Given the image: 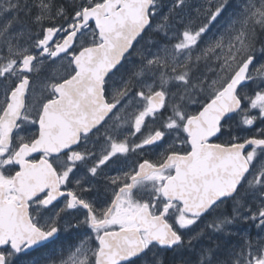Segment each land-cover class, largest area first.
<instances>
[{"label":"snow or ice","instance_id":"6c2138e0","mask_svg":"<svg viewBox=\"0 0 264 264\" xmlns=\"http://www.w3.org/2000/svg\"><path fill=\"white\" fill-rule=\"evenodd\" d=\"M0 264H264V0H0Z\"/></svg>","mask_w":264,"mask_h":264},{"label":"rangeland","instance_id":"374dc122","mask_svg":"<svg viewBox=\"0 0 264 264\" xmlns=\"http://www.w3.org/2000/svg\"><path fill=\"white\" fill-rule=\"evenodd\" d=\"M65 68H67V62L66 61L55 65L54 69L53 68H43L42 69V74L43 75H51L53 72H55L56 75H63ZM137 135H139V134H137ZM129 139L131 140L132 138L130 137ZM236 228H237V226H236ZM251 229L252 228H248V230L247 231L245 230L244 232H247V233L255 236V233H256L257 230L255 231L254 229H252V230ZM237 230H239V229L237 228ZM232 239L234 241V244L240 243V240H239L238 236L234 235V236H232Z\"/></svg>","mask_w":264,"mask_h":264},{"label":"flooded vegetation","instance_id":"af4514ba","mask_svg":"<svg viewBox=\"0 0 264 264\" xmlns=\"http://www.w3.org/2000/svg\"><path fill=\"white\" fill-rule=\"evenodd\" d=\"M147 156H154V153H147L146 155H137L135 153H130L129 154V163L140 161L144 158H147ZM116 167H118V166H114V168H116ZM112 174H116V173L113 171ZM109 195H110V193H109ZM237 228L239 229V231L244 232L245 230L247 231L248 228H250V227H248L247 225H238ZM252 229H254L256 231L255 228H252Z\"/></svg>","mask_w":264,"mask_h":264},{"label":"trees","instance_id":"16d2710c","mask_svg":"<svg viewBox=\"0 0 264 264\" xmlns=\"http://www.w3.org/2000/svg\"><path fill=\"white\" fill-rule=\"evenodd\" d=\"M25 22H26V23H30V20H28V19L26 18V19H25ZM229 243H230V245H233V244H234V241H233L232 237L230 238ZM164 258H165L166 262H167V261H170V260L172 259V257H171V253H168Z\"/></svg>","mask_w":264,"mask_h":264}]
</instances>
